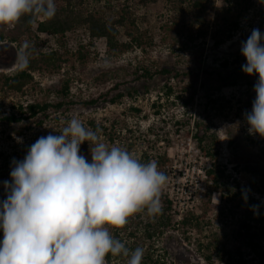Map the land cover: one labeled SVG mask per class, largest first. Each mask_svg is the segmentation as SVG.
I'll return each mask as SVG.
<instances>
[{
    "label": "rangeland",
    "instance_id": "rangeland-1",
    "mask_svg": "<svg viewBox=\"0 0 264 264\" xmlns=\"http://www.w3.org/2000/svg\"><path fill=\"white\" fill-rule=\"evenodd\" d=\"M123 2L130 6L140 29L152 38V46L143 45L108 59L104 42L98 40L94 49L91 48V55L80 63L69 54L86 42L82 33L68 34L63 41L39 36L36 39L39 50L68 51L70 61L60 73L35 74V89H30L26 95L0 97V117L16 112L18 104L59 101L54 91L64 79L69 81L70 94L58 111L50 110L46 117L40 116L36 120L40 124L27 120L12 124L0 121V165L11 170L13 158L23 159L39 137L59 134L73 117L84 124L94 119L107 126L115 118V130L122 141L131 137L129 130L149 139L157 136L161 142L156 144L153 153H164L168 159L162 171L168 177L162 196L170 200L173 217L171 226L153 242L161 261L165 264H224L225 252L239 249L247 264H264V221L261 218V213L264 214V138L249 135L243 115L251 111L258 76L233 73L223 84L216 75L208 74L215 70L228 75L230 67L223 70L220 64L224 59L231 61L241 54L240 44L245 41L242 34H250L253 28L264 33V0H251V8L240 19L231 39L214 43L209 36L213 30L210 28L205 37L186 48L173 44L169 32L163 29L171 15L166 0L146 6L138 0H83L82 7L111 18L118 15ZM221 4L223 0H215V6ZM120 39L124 41L125 36ZM18 53L14 44L0 42V71L14 73L19 68ZM245 63L246 60H242L241 65ZM142 65L153 69L169 67L174 71L170 78L129 80L126 74ZM106 70H116L127 80L128 90L136 93L114 105L83 106L82 102L111 86L109 83L97 87L93 83L94 77ZM197 122L208 130L210 137H215L213 143L206 140L212 146L213 158L202 156L192 137ZM16 138H21L22 143ZM83 151L91 162L90 154ZM139 152V147L131 151L134 156ZM211 164L221 172L216 186L205 174ZM188 212L200 216L199 227L180 224ZM2 239L0 230V241ZM206 256L210 257L209 262Z\"/></svg>",
    "mask_w": 264,
    "mask_h": 264
},
{
    "label": "clouds",
    "instance_id": "clouds-1",
    "mask_svg": "<svg viewBox=\"0 0 264 264\" xmlns=\"http://www.w3.org/2000/svg\"><path fill=\"white\" fill-rule=\"evenodd\" d=\"M55 12V0H0V28ZM26 48L18 53L20 70L29 62ZM240 52L246 60L242 72L258 76L244 119L249 135L264 138V33L253 28ZM101 132L73 117L59 134L39 137L23 159L13 158L0 200V264H109V256L142 264L144 249H129L113 230L138 213L160 215L168 177L156 160L141 162L128 149L109 146ZM84 143L91 162L81 154Z\"/></svg>",
    "mask_w": 264,
    "mask_h": 264
},
{
    "label": "trees",
    "instance_id": "trees-1",
    "mask_svg": "<svg viewBox=\"0 0 264 264\" xmlns=\"http://www.w3.org/2000/svg\"><path fill=\"white\" fill-rule=\"evenodd\" d=\"M157 0H138V3L146 6L149 3H155ZM171 15L168 21L163 24L164 30L168 31L169 39L173 44L186 48L193 41L206 36L210 28L213 30L209 36L214 43L219 44L224 40L232 38L237 31L240 19L251 8V0H223V4L215 6V0H166ZM83 0H62L56 4L55 15L51 18L39 15L35 18L25 16L11 30L0 28V42L14 44L20 51L21 46L27 43L25 53L29 58L26 68L20 70L18 68L14 73L7 74L0 71V97L8 98L13 95L24 96L30 89H35L36 81L35 74H57L60 73L64 65L70 59L69 56H75L80 63L91 55V50L94 49L95 42L102 40L104 42V53L108 59H113L127 51L144 46H152V38L136 23L135 17L128 3L123 2L119 6L117 16L104 18L96 11L88 10L82 7ZM212 15V18L210 16ZM169 24V28L167 27ZM260 30V29H259ZM82 33L85 36L86 42L80 43L73 53L67 55L68 51L58 49H49L41 51L37 48L36 39L41 36L55 37L61 41L68 34ZM125 36V40H121V36ZM248 35L242 34V37L247 39ZM92 48V49H91ZM244 57L236 55L233 60L224 59L221 62L223 70L231 69L226 75L221 71H211L209 75H216L223 84L231 78L233 73H242L241 64ZM233 66V67H232ZM238 70V71H237ZM174 69L169 67L151 68L150 66H140L131 73L126 74L129 80L137 82L139 80L150 81L155 77L170 78ZM177 72L174 74L176 75ZM94 85L97 87L105 86L111 83L107 90L99 93L96 97L90 98L82 102L83 106H98L99 104L114 105L119 103L125 97H132L136 92L128 90L127 80H123L122 75H119L116 70H106L100 73L93 79ZM54 94L60 97V100L51 102H32L27 105L18 104L15 107L16 112H11L8 115L0 117V121L8 124L19 123L27 120L36 121L40 116L46 117L50 110L58 111L65 104L64 99L69 96V81L64 79L54 91ZM134 111L137 109L131 108ZM115 118L111 119L110 125H105L103 122H96L90 119L85 123V126L95 129L99 127L102 140L108 144H118L130 152L135 147H139V154L135 155L141 162L156 160L158 168L163 171L166 165L167 158L165 154L153 153L156 144L160 143V139L154 137L149 139L141 134H134L131 137L122 141L120 133L116 132ZM208 130L201 127L198 122L195 124V131L192 137L194 138L198 149L202 156L213 158L212 146L207 143L214 142L215 137L208 135ZM210 139V140H209ZM207 140V141H206ZM89 154V146L87 143L81 145V154ZM24 153V152H23ZM22 153V154H23ZM21 160V159H20ZM207 178L216 186L221 178L219 169L210 165L205 171ZM10 180V170L3 168L0 165V200L5 198L3 181ZM207 204L209 203V196ZM163 211L155 218H150L144 213H138L129 219V222L123 229L113 230L126 246L134 250L137 247L144 249V257L142 264H165L161 261L160 255L156 254L153 242L156 238L162 236L164 232L171 226L173 215H171V202L166 196L161 197ZM261 218L264 221V214L261 213ZM200 216L188 212L183 216L180 224L183 227H199ZM247 228L249 225L246 226ZM122 233V235H121ZM250 242V240H249ZM209 246V245H208ZM206 245V248H208ZM111 264L113 261L120 264H126V259L123 257H107ZM206 261H210V257H205ZM224 264H247L244 255L239 249L235 251L225 252Z\"/></svg>",
    "mask_w": 264,
    "mask_h": 264
}]
</instances>
